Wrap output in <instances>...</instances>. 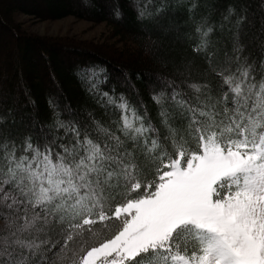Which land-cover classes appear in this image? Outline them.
<instances>
[{"label":"snow or ice","instance_id":"6c2138e0","mask_svg":"<svg viewBox=\"0 0 264 264\" xmlns=\"http://www.w3.org/2000/svg\"><path fill=\"white\" fill-rule=\"evenodd\" d=\"M204 58L215 84L161 75L155 118L83 65L114 126L58 92L47 121L0 127V264H264V41L258 58L239 34L224 61Z\"/></svg>","mask_w":264,"mask_h":264},{"label":"trees","instance_id":"16d2710c","mask_svg":"<svg viewBox=\"0 0 264 264\" xmlns=\"http://www.w3.org/2000/svg\"><path fill=\"white\" fill-rule=\"evenodd\" d=\"M162 4L168 7L161 8ZM245 9L247 21L238 24ZM67 17L106 24L108 32L87 41L29 30L30 21ZM262 25L259 0H0V127L15 131L21 120L32 115L47 121L52 115L49 100L58 92L82 113L92 112L105 128L114 126L120 110L101 107L87 96L75 77L83 65L106 70L108 82L101 91L111 94L114 89L138 113L147 109L155 118L157 108L150 97L158 77L177 78V82L203 78L214 85L206 73L205 53L224 61L239 34L247 53L258 58L264 41ZM203 32H208L207 48L197 55L194 48Z\"/></svg>","mask_w":264,"mask_h":264},{"label":"rangeland","instance_id":"374dc122","mask_svg":"<svg viewBox=\"0 0 264 264\" xmlns=\"http://www.w3.org/2000/svg\"><path fill=\"white\" fill-rule=\"evenodd\" d=\"M22 20V17H19ZM29 30L40 36L72 37L82 40H98L108 32L106 24H92L67 17L59 21L33 22L30 21Z\"/></svg>","mask_w":264,"mask_h":264}]
</instances>
